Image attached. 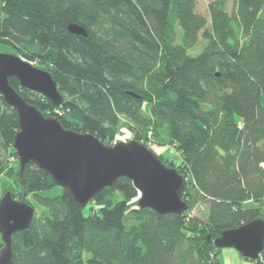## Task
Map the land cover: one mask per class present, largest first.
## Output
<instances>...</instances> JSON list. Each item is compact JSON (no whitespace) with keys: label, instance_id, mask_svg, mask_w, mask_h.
Instances as JSON below:
<instances>
[{"label":"trees","instance_id":"obj_1","mask_svg":"<svg viewBox=\"0 0 264 264\" xmlns=\"http://www.w3.org/2000/svg\"><path fill=\"white\" fill-rule=\"evenodd\" d=\"M196 1L0 0V46L47 71L63 98L9 78L28 104L106 145L121 127L167 142L179 162L158 158L186 180L180 215L139 207L125 177L80 206L33 164L20 170L17 114L0 96V198L42 211L12 234V264H220V232L264 220V0H233L231 13L212 0L208 19ZM242 258L264 264V248Z\"/></svg>","mask_w":264,"mask_h":264},{"label":"water","instance_id":"obj_2","mask_svg":"<svg viewBox=\"0 0 264 264\" xmlns=\"http://www.w3.org/2000/svg\"><path fill=\"white\" fill-rule=\"evenodd\" d=\"M67 30L86 36L84 29L76 24H69ZM9 78H15L20 87L55 105L63 98L47 71L16 55L0 53V96L17 114L19 130L13 137L12 148L21 171L26 164H33L80 206H85L105 187H111L118 178L125 177L139 192V207L160 215H180L187 210L182 200L185 178L175 168L167 167L154 151L135 140L108 146L92 134L64 129L56 118L44 116L28 104L9 84ZM33 217L31 205L13 199L9 192L2 195L0 264H12V234L28 228ZM213 244L256 259L264 248V220L258 218L223 230Z\"/></svg>","mask_w":264,"mask_h":264},{"label":"rangeland","instance_id":"obj_3","mask_svg":"<svg viewBox=\"0 0 264 264\" xmlns=\"http://www.w3.org/2000/svg\"><path fill=\"white\" fill-rule=\"evenodd\" d=\"M210 1H212V0H197L196 1V11L198 13H200L201 15L205 16L207 19H208L207 5H208V3ZM232 8H233V0H229L228 3H227V7H226V10L228 11V13H231V11L233 10ZM176 39L179 40L178 29H177ZM203 45H204V40H200L198 45L196 46V48L192 49L189 53L191 55H196V53H198L203 48ZM1 52L13 54V55L16 54L13 49H11L9 47H6V46H3V45L0 46V53ZM32 65L35 66L34 63ZM39 69H41V67ZM132 137L133 136L130 134V132H128L125 129V127H121L120 128V132L118 133V135L115 137V139L113 141L110 142V145H108V146L115 145L118 142H128L130 140H134ZM157 140L152 139L151 141H149L148 144H147L148 145L147 147L149 149H151L152 151H154L157 155L161 154L167 160H170V161H172L174 163H178L179 162V157L173 151V149L170 147V145L165 144L167 142H163V141H161L159 139H157ZM139 143H141V142H139ZM11 161L15 162V159L12 158ZM1 181H2V184L4 185V187L5 186L11 187V185H12L11 182L6 181L4 178H1ZM137 198H139V196ZM34 209H35L34 216H39L42 211H40L39 209H37L35 207H34ZM262 210H264V202L262 204ZM201 213H202V211L200 209H196L193 212V214H195V215H200ZM84 262L86 264H90L89 263L90 261L88 260L87 256L84 257Z\"/></svg>","mask_w":264,"mask_h":264},{"label":"crops","instance_id":"obj_4","mask_svg":"<svg viewBox=\"0 0 264 264\" xmlns=\"http://www.w3.org/2000/svg\"><path fill=\"white\" fill-rule=\"evenodd\" d=\"M245 205L256 206L251 201L245 202ZM218 260L220 264H255L253 261L242 258L236 250L231 248H223L218 255Z\"/></svg>","mask_w":264,"mask_h":264}]
</instances>
